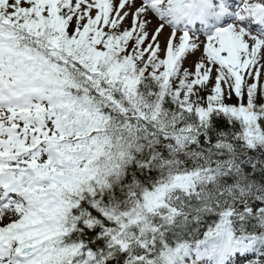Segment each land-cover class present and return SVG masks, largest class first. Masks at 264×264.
Returning <instances> with one entry per match:
<instances>
[{
    "label": "snow or ice",
    "instance_id": "snow-or-ice-1",
    "mask_svg": "<svg viewBox=\"0 0 264 264\" xmlns=\"http://www.w3.org/2000/svg\"><path fill=\"white\" fill-rule=\"evenodd\" d=\"M0 264H264V0H0Z\"/></svg>",
    "mask_w": 264,
    "mask_h": 264
}]
</instances>
